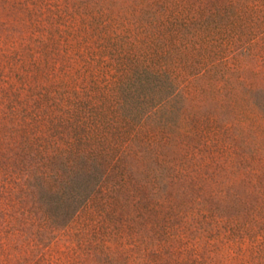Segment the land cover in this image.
Returning <instances> with one entry per match:
<instances>
[{"label": "rangeland", "instance_id": "374dc122", "mask_svg": "<svg viewBox=\"0 0 264 264\" xmlns=\"http://www.w3.org/2000/svg\"><path fill=\"white\" fill-rule=\"evenodd\" d=\"M0 264H264V0H0Z\"/></svg>", "mask_w": 264, "mask_h": 264}, {"label": "trees", "instance_id": "16d2710c", "mask_svg": "<svg viewBox=\"0 0 264 264\" xmlns=\"http://www.w3.org/2000/svg\"><path fill=\"white\" fill-rule=\"evenodd\" d=\"M206 21L209 22H214L215 27L219 28L221 26L225 25H233L236 20L235 17L232 16L231 14H228V17H223V15L220 16H207ZM226 18V19H225ZM200 24L204 25V21H201ZM200 25V26H201ZM200 72H195V74H199ZM220 125L228 128L225 124L220 122ZM200 138H203L202 136H199ZM115 147V146H113ZM122 147V146H121ZM117 150H114L113 152L117 153L118 152V147H116ZM112 153V151H111ZM110 152H107V154H99L96 156V152L91 151L88 155H84L83 157H79L80 161L78 163H73L69 165L67 164V171H66V178H67V183H71L72 180L75 178V176H80L83 175L86 180L85 186L82 188L84 191H82L80 195V204H84L90 196L93 194V192L98 188L99 184L101 181L106 177V173L108 169L111 166H114L116 162H119L121 159L122 155H117V158L114 159V153L113 155L110 156ZM111 157V158H109ZM88 178V179H87ZM89 178H92V183L89 184L88 182L90 181ZM58 181V180H57ZM63 179L61 180L62 183ZM55 183V182H54ZM88 183V184H87ZM53 184V183H52ZM51 184V186H52ZM42 192L40 190V200L44 201L43 198L47 199L48 201H54V196L59 193V189L53 191V194L50 195V197H47V193L49 192V187H46L44 189V185L41 184ZM82 206V205H81Z\"/></svg>", "mask_w": 264, "mask_h": 264}]
</instances>
